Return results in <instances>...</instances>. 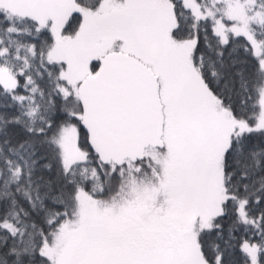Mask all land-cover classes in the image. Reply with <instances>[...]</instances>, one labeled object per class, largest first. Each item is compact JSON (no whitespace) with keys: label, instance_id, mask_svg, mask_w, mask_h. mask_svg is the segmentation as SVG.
<instances>
[{"label":"snow or ice","instance_id":"snow-or-ice-1","mask_svg":"<svg viewBox=\"0 0 264 264\" xmlns=\"http://www.w3.org/2000/svg\"><path fill=\"white\" fill-rule=\"evenodd\" d=\"M0 264H264V0H0Z\"/></svg>","mask_w":264,"mask_h":264}]
</instances>
